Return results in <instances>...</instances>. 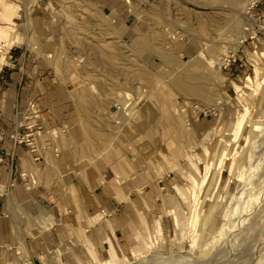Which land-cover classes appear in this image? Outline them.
Here are the masks:
<instances>
[{"label": "rangeland", "instance_id": "rangeland-1", "mask_svg": "<svg viewBox=\"0 0 264 264\" xmlns=\"http://www.w3.org/2000/svg\"><path fill=\"white\" fill-rule=\"evenodd\" d=\"M20 63L43 110L0 131L131 199L116 256L77 229L70 264H264V0H0Z\"/></svg>", "mask_w": 264, "mask_h": 264}, {"label": "crops", "instance_id": "crops-1", "mask_svg": "<svg viewBox=\"0 0 264 264\" xmlns=\"http://www.w3.org/2000/svg\"><path fill=\"white\" fill-rule=\"evenodd\" d=\"M24 52L12 48L8 58L22 57ZM13 67L0 68L4 90L0 119L5 121L15 118V106L26 110L34 104L38 112L43 110L40 98L27 84L28 67L23 63ZM42 115L38 113L40 119ZM16 131H0V264H70L77 252V229L83 231L85 246L95 243L96 248H107L108 255L116 256L125 234L122 209L131 199L121 205L111 193L97 195L91 174L77 172L65 151L56 144L30 150L12 139L24 128L17 126ZM46 203L52 205L48 210L52 218L48 228L41 229L34 218L43 214ZM19 205L24 208L21 212L16 210Z\"/></svg>", "mask_w": 264, "mask_h": 264}, {"label": "bare ground", "instance_id": "bare-ground-1", "mask_svg": "<svg viewBox=\"0 0 264 264\" xmlns=\"http://www.w3.org/2000/svg\"><path fill=\"white\" fill-rule=\"evenodd\" d=\"M243 120H244V119L241 118V120H240V124H239L240 127L238 126L239 128H237L238 130L235 129V130L237 131V132H236V135H235L236 140H238V135H237V134H238V132H239V130H240V128H241V124L243 123ZM236 126H237V124H236ZM205 159H206V156H204V155L201 156V160L203 161V163H204V160H205ZM205 177H206V175H205Z\"/></svg>", "mask_w": 264, "mask_h": 264}]
</instances>
